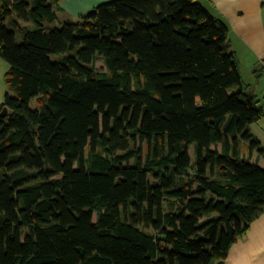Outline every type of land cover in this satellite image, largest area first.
Listing matches in <instances>:
<instances>
[{"label": "trees", "instance_id": "16d2710c", "mask_svg": "<svg viewBox=\"0 0 264 264\" xmlns=\"http://www.w3.org/2000/svg\"><path fill=\"white\" fill-rule=\"evenodd\" d=\"M59 1L0 0V264H223L264 212V107L227 24L197 0Z\"/></svg>", "mask_w": 264, "mask_h": 264}, {"label": "crops", "instance_id": "0c3cea01", "mask_svg": "<svg viewBox=\"0 0 264 264\" xmlns=\"http://www.w3.org/2000/svg\"><path fill=\"white\" fill-rule=\"evenodd\" d=\"M106 1L109 0H60L59 16L61 19L77 17ZM198 1L227 24V42L229 50L237 57L241 81L251 85L249 92L264 105L263 83L245 80L243 75L245 68L252 77H264V0ZM260 124L252 123L249 128L264 147V130ZM258 164L264 166V160L259 158ZM223 264H264V212L250 222L244 236L230 246Z\"/></svg>", "mask_w": 264, "mask_h": 264}, {"label": "rangeland", "instance_id": "374dc122", "mask_svg": "<svg viewBox=\"0 0 264 264\" xmlns=\"http://www.w3.org/2000/svg\"><path fill=\"white\" fill-rule=\"evenodd\" d=\"M92 9L93 8H91L90 10H92ZM15 39H16L17 42H20L21 37H20V35L18 33H15ZM96 65L99 66V67H103V65L101 63H99V62H97ZM7 67H8L7 63L3 59L0 58V102H2L4 100L5 94H9L11 96L13 95L12 90L8 89V87H7V85H6L5 81H4V73L6 72ZM243 72H244L243 75H244L245 80L251 81L252 79H254L255 81H260L264 85V77L263 76L262 77H254V76L252 77L250 72H249V70L245 69V68L243 69ZM249 87H251V85H249L247 83H243V89H244V91L247 94L248 93L251 94V92H249V90H248ZM263 90H264V86H263ZM258 102H260V101H258ZM29 106L31 108H37L38 107V105L36 104L34 99H31L29 101ZM261 106L264 107L263 104H261ZM262 122L263 121L258 122V123H261L260 127L264 130V123H262ZM93 219H95L94 216H93Z\"/></svg>", "mask_w": 264, "mask_h": 264}, {"label": "water", "instance_id": "95a60500", "mask_svg": "<svg viewBox=\"0 0 264 264\" xmlns=\"http://www.w3.org/2000/svg\"><path fill=\"white\" fill-rule=\"evenodd\" d=\"M7 113H8V109L6 107H4L1 114L6 115Z\"/></svg>", "mask_w": 264, "mask_h": 264}]
</instances>
